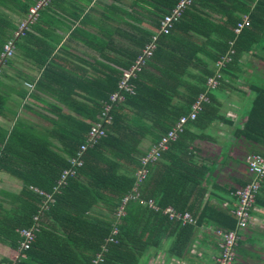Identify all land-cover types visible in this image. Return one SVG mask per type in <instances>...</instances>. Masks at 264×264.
<instances>
[{
	"label": "trees",
	"instance_id": "obj_1",
	"mask_svg": "<svg viewBox=\"0 0 264 264\" xmlns=\"http://www.w3.org/2000/svg\"><path fill=\"white\" fill-rule=\"evenodd\" d=\"M37 1L0 0V52L18 22ZM61 1L49 0L41 6L36 22L14 39L15 48L44 68L35 87L41 90L56 80L59 87L53 93L69 112L50 103L47 107L53 117L49 127L36 129L22 122H16L10 130L0 126V172L21 182L17 191L0 189V240L19 249L22 237L18 230L34 227L29 247L21 250L20 257L11 264H93L98 253L102 259L97 264H136L147 248L160 245L169 236L171 252L183 253L195 226L204 218L217 227L233 229L236 224L233 214L201 203L206 193L202 182L208 170L191 162L193 151L189 147L202 135L191 133L187 125L205 128L221 118L213 90L224 82L225 75L234 73L233 66H237L243 53L264 42V0H192L185 6L169 32L158 36L152 55L131 78L133 92L125 93L123 101L111 109L112 121L106 126L105 135L83 151L82 164L72 166L75 174L58 184L62 170L71 167L69 160L77 157L76 152L85 143L87 131L103 102L117 89L121 71L130 66L151 40L160 20L178 2L144 0L151 7L136 8L144 11L150 29L138 25L143 18L136 10L133 14L136 24L125 22L127 30L120 27L116 30L128 41L127 45L114 44L112 31L103 27L104 39H96V45L90 46L106 59L98 61L104 70L92 76L55 67L48 60L56 38L40 23L49 24L53 14L58 15L55 8L61 7ZM122 13L130 16L124 9ZM243 16H247L248 24L235 33L233 29ZM105 18L116 20L109 15ZM107 48L116 51L119 58H108ZM13 56L2 64L11 66ZM225 56L229 60L217 67L216 62ZM217 71L218 84L210 88L207 78ZM1 85L0 79V113L6 102ZM254 92L238 134L264 145V87H254ZM200 93L208 101L160 157L145 166L146 176L137 183L136 173L143 167L141 157L180 116L190 111ZM147 137L151 144L144 151L141 144ZM133 187L137 189V197L129 198L123 206L124 213L117 215L122 198ZM258 198L259 194L256 201ZM149 199L157 209L142 202ZM167 206L177 212H190L195 222L181 224L179 219L169 218L163 213ZM114 228L116 234H112Z\"/></svg>",
	"mask_w": 264,
	"mask_h": 264
},
{
	"label": "crops",
	"instance_id": "obj_2",
	"mask_svg": "<svg viewBox=\"0 0 264 264\" xmlns=\"http://www.w3.org/2000/svg\"><path fill=\"white\" fill-rule=\"evenodd\" d=\"M139 6L151 7L150 3L144 0H62L61 7L55 8L58 15L52 12L53 18L49 20V24L40 23L41 28L56 38V45L48 60L55 67H63L78 74L86 72L92 76L100 75L104 69L98 61L101 63L106 59L90 45H96V39H104L103 27L112 31L114 44L127 45L128 41H124L116 30L118 27L127 30L129 26L125 22L136 24L133 19L136 10L139 12L138 16L143 18L138 25L150 29L144 11L136 8ZM123 9L130 12V16L122 13ZM105 15L116 20L106 19ZM118 18L123 20L119 21ZM46 39L53 42L49 37ZM14 51L17 55L12 58L13 64H2L3 74L0 79L1 88L6 93V102L0 113V126L10 130L16 122H22L36 129L49 127L53 115L48 111L47 104H58L63 112H69L53 93V90L58 89V83L56 80H50L49 87L38 90L35 87L36 81L41 77L44 68L36 65L18 47ZM105 54L111 59L119 58L118 53L109 48L105 50ZM110 65L114 64L110 62ZM233 67L234 73L225 75L224 82L213 90L221 118L211 121L205 128L191 123L187 125L191 133L202 135L189 147L193 151L191 162L208 170L202 182L206 193L201 203L212 205L230 215L235 207L234 189L250 179L245 156L250 153H264L263 144L238 134L255 96L254 87H264L263 40L253 51L243 53L237 66ZM26 82L32 87H27ZM150 144V137H147L143 140L141 148L145 151ZM0 175V189H7L2 185L3 181L14 183L16 186L19 184V188L21 187L17 178L10 179L11 176L3 172H0ZM6 175L9 178L6 179ZM257 194L259 198L257 201L255 198L250 209L249 223L239 233L240 237L235 246L236 256L232 264H264V180ZM163 213L166 214L164 210ZM191 217V223H194L195 219L192 215ZM179 221L181 224L189 223ZM219 228L222 227H217L204 218L195 226L190 244L183 253L171 252L172 237L169 236L164 238L160 245L147 248L136 264H213L220 249V237L216 233ZM20 255L19 249H13L0 240V264H11Z\"/></svg>",
	"mask_w": 264,
	"mask_h": 264
},
{
	"label": "built area",
	"instance_id": "obj_3",
	"mask_svg": "<svg viewBox=\"0 0 264 264\" xmlns=\"http://www.w3.org/2000/svg\"><path fill=\"white\" fill-rule=\"evenodd\" d=\"M49 0H38L35 4L31 5L28 9V13L23 19L18 22L17 28L13 33V36L8 39L2 47L0 52V64L4 63L7 58H10L14 54V39L20 35L24 34V31L29 29V24L33 23L38 17V11L41 6L45 5ZM192 0H178L176 5L171 9L170 13L163 16L160 20L159 27L153 31L151 35V40L141 48L140 53L137 54L133 62L129 67L121 71V77L117 84V89L110 93L108 100L103 102L100 113L97 116V119L93 121L90 125V128L86 134L85 143L81 144L79 150L76 152L77 157L71 158L69 161L71 167L64 168L61 172V175L58 179V184H63L69 175L75 174V169L72 166H80L82 161L80 157L83 151L87 147L94 145L101 137L106 133V126L109 125L112 121L111 109L113 106L123 101L125 93H132L133 86L130 82L131 78H134L136 74L142 69L145 65L146 59H148L153 50L156 47L157 39L160 34H166L169 32L170 28L173 26V23L176 22L182 15L183 9L185 6L189 5ZM248 24L247 16H243L242 20L237 23L234 27V32L239 33L244 25ZM229 60L228 56L223 57L216 62V66L220 67L224 62ZM220 73L217 71L216 75L210 76L207 78L206 84L210 88H214L218 84V78ZM27 87H32L30 83H25ZM208 98L205 94L200 93L194 102L191 104L190 111L186 115H182L174 123L165 134H163L156 143L152 144L145 155L141 157V164L143 167L139 169L136 173V182L139 183L147 173L146 165L149 162H154L157 158L160 157L161 152L168 148L170 142L174 141L180 133L185 124L188 121L194 120L199 111L202 109V104L207 102ZM245 164L247 172L250 176L248 182L242 186H238L233 191V196L235 198V207L232 210V214L236 220L235 227L233 229H222L219 228L216 230L217 235L220 237V249L218 254L214 258L213 264H232L234 262L236 253L235 246L237 240L240 237V231L245 229L250 220V209L254 204L256 195L261 187V184L264 180V153H250L245 156ZM136 183V184H137ZM36 190V189H35ZM41 194H48L38 191ZM134 192V193H132ZM132 192L125 195L122 198V204L119 206L117 215L124 213L123 206L126 201L131 197H137V189L133 187ZM146 203L149 207L157 209L153 200L149 199L147 201H142ZM164 212L171 219H179L183 223L192 222L193 219L188 212H176L172 207L168 206L164 209ZM22 239L19 242V250H25L29 247L31 241L34 238V227L23 228L18 230ZM117 229L114 228L112 234H116ZM110 241L113 240L112 237L109 238ZM102 259L101 253H98L96 257L92 260L93 264H97Z\"/></svg>",
	"mask_w": 264,
	"mask_h": 264
},
{
	"label": "rangeland",
	"instance_id": "obj_4",
	"mask_svg": "<svg viewBox=\"0 0 264 264\" xmlns=\"http://www.w3.org/2000/svg\"><path fill=\"white\" fill-rule=\"evenodd\" d=\"M0 177H1L0 179H2V175H0ZM7 178H9L8 175H6V179ZM10 179H13V177L11 176ZM2 185H4L5 188H7L9 190H13V191H17L19 189V184L16 186L14 183L11 184L8 181L7 182L3 181V184Z\"/></svg>",
	"mask_w": 264,
	"mask_h": 264
}]
</instances>
